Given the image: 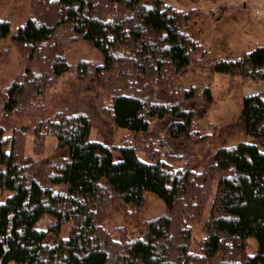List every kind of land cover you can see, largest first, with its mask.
<instances>
[{"label": "trees", "instance_id": "trees-1", "mask_svg": "<svg viewBox=\"0 0 264 264\" xmlns=\"http://www.w3.org/2000/svg\"><path fill=\"white\" fill-rule=\"evenodd\" d=\"M9 1L28 9L15 26L0 17V65L7 40L24 64L0 87V190L11 192L0 200V264H264V91L243 96L234 119L252 140L206 150L217 128L209 120L202 130L197 113L213 104L210 90L176 83L195 63L264 80V46L215 56L187 30L198 9L165 0ZM80 41L100 60L68 62L66 50ZM67 73L92 81L99 111L131 135L117 160L90 140L89 116L66 109L32 127L36 153L45 136L56 137L51 158L23 156L21 117L44 109L46 90ZM146 192L164 204L150 219L140 217ZM115 206L127 207L137 234L124 224L116 236L106 229ZM194 224L202 235L194 237Z\"/></svg>", "mask_w": 264, "mask_h": 264}, {"label": "rangeland", "instance_id": "rangeland-1", "mask_svg": "<svg viewBox=\"0 0 264 264\" xmlns=\"http://www.w3.org/2000/svg\"><path fill=\"white\" fill-rule=\"evenodd\" d=\"M165 1L180 9L189 7L198 9L199 14L187 30L199 39L206 49L215 53V56L235 57L243 50L264 46V0ZM27 9L25 3L0 0V17L8 18L13 26L25 18ZM2 46L8 49V60L0 65V87L7 84L22 70L24 65L20 54L9 40L3 42ZM66 58L72 64L79 59L99 61L100 54L97 50L90 48L86 42L80 41L66 50ZM70 74L57 77L46 90L44 109L31 111L21 117L19 126L23 132V156L36 161H45L51 158L56 137L45 136L42 142V152L36 153L32 127L39 119L48 117L59 109H66L85 112L92 120L90 140L106 143L111 149L113 158L117 160L119 158L117 147L122 138L127 135L131 138V135L127 129L116 128L99 111L98 106L102 101L101 93L95 88L92 81L78 80ZM176 83L181 87L195 85L199 90L204 87H208L210 90L213 104L200 109L197 113V121L201 124L202 130L206 129V123L209 120L216 124L217 128L214 139L205 143L206 150H212L219 145L230 144L242 138L252 140L250 136L244 135L240 123L235 122L234 119L240 114L243 96L264 91V80L244 81L238 76L231 77L226 73L210 72L208 65L195 63L179 73ZM104 103L106 104V101ZM192 150L196 151L198 156L201 155L197 146H193ZM137 155L146 160L142 151H139ZM10 193L9 190H0V200H4ZM210 201L211 197L210 200L208 199V206L204 210L202 219L207 216ZM124 209L121 206L113 207L103 221V225L114 236L117 235L114 229L117 224L127 226V232L131 235L139 232L133 222L124 219ZM163 210V202L153 193L146 192L140 217L150 219L161 214ZM68 224L69 222H66L61 226L60 236H66ZM198 228L197 224L193 225L194 237L202 235ZM256 247V239L248 237L247 252L254 253Z\"/></svg>", "mask_w": 264, "mask_h": 264}]
</instances>
